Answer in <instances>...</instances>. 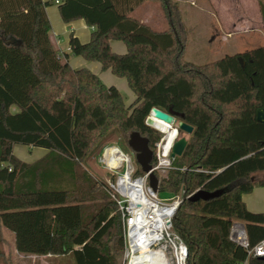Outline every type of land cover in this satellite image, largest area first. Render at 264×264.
Here are the masks:
<instances>
[{
	"label": "trees",
	"instance_id": "1",
	"mask_svg": "<svg viewBox=\"0 0 264 264\" xmlns=\"http://www.w3.org/2000/svg\"><path fill=\"white\" fill-rule=\"evenodd\" d=\"M145 1L57 5L64 23L82 20L94 29L86 43L70 35V53L124 79L134 95L126 106L115 87L87 69H72L67 57L61 61L49 39L48 3L0 0V264H10L2 229L13 234L19 254L121 264L123 222L96 176V157L112 140L130 151L137 132L148 140L153 164L163 134L145 125L152 108L192 128L173 167L156 175L158 195L183 192L171 233L187 250L186 264L244 261L245 251L229 239L233 222L244 225L249 246L264 239V213L248 211L242 201L264 188L258 177L264 174V124L256 120L264 109V45L204 65L183 63L186 29L175 0H157L168 24L161 33L129 16ZM256 2L264 27V3ZM110 41L122 42L126 53L112 52ZM15 145L46 154L26 163L13 154ZM135 169V176L143 174ZM198 191L216 195L190 201ZM104 199L109 202L96 203Z\"/></svg>",
	"mask_w": 264,
	"mask_h": 264
},
{
	"label": "rangeland",
	"instance_id": "2",
	"mask_svg": "<svg viewBox=\"0 0 264 264\" xmlns=\"http://www.w3.org/2000/svg\"><path fill=\"white\" fill-rule=\"evenodd\" d=\"M54 1L55 0L46 2L48 3V7H55L56 3ZM262 1L264 3V0ZM209 2L210 0H175V4L179 8V11L181 13L180 14L181 21L186 29V44L182 57L183 63H189L193 65H204L220 60L226 55L241 53L264 45V29L262 30L261 28H259V30L261 29L260 31L256 30L254 33H250L247 35L238 34L233 36L232 38H228L226 36L227 30H225L226 20L228 19V16L226 14H222V15L212 14L206 7L208 6ZM201 4L206 8L203 10H199ZM150 10H151V14L149 16H151V19L148 16L146 18L147 23H153L152 16L153 19L161 18L159 21L161 20L164 21L163 19L164 14L162 13L160 5L157 1H150ZM249 17L253 18L258 16L254 14L252 15L250 14ZM220 21L222 23V27L224 28H221L220 25L218 24V22ZM147 25L157 32L163 31L167 28L166 21H164V23L162 24H159L158 26H154V28L151 26V24H147ZM250 38L252 40H250ZM68 54H69V58L72 57L74 58V56H72L69 51ZM64 60L65 57L64 58L62 57V61ZM79 60L80 62L83 63V65L80 66L79 69H89L91 72L97 73V76L102 80V82H104L105 85L116 87L120 92L124 103L129 105L131 94L127 90V87L125 86L124 79L114 77L113 75L110 74L109 71H101L99 69L96 71L93 69L91 62L84 61L81 58H79ZM108 77L115 78L118 81L116 82L118 84L115 83L110 84ZM177 136L178 138H182V137L186 138V135H184V133H180L179 135H177V132H175L174 140L177 138ZM108 145H116L122 151L126 153L129 152L125 149V147H123V145L121 144V140L120 141L112 140L104 146H108ZM13 154L23 162L31 163L37 160L38 158H41L44 154H46V150L40 148L29 149L25 146L15 145L13 147ZM92 163H89L87 165H91ZM133 165L136 168L137 164L135 163V160L133 162ZM95 167L97 168L96 171L97 178L102 179L105 183L108 180L112 179L111 176L105 177L103 175V172L100 171L101 169L98 167V165ZM258 177L264 178V174L258 175ZM256 190H263V189L262 187H256ZM159 195H160L159 196L160 199L170 198L168 197V195H163V194H159ZM99 202L105 203L109 201L107 199L96 201V203ZM92 203L93 202H89L86 204L90 205ZM168 234L166 233L163 241L160 244H157L154 247H152L148 251V253L144 255H136L134 256V258H136L137 261L141 260V258L144 259L143 264H153L155 261V256L160 252L161 255L163 254L164 256H166L167 260L169 261V264L171 263L177 264L174 253L176 244L173 239L169 238ZM3 237H4V243L2 245V249L4 251V255L6 256L10 264H74L70 256L41 257V256H30V255L19 254L18 252H16L14 248L13 234L8 230L3 229ZM126 263L127 262L123 257L121 264H126Z\"/></svg>",
	"mask_w": 264,
	"mask_h": 264
},
{
	"label": "built area",
	"instance_id": "3",
	"mask_svg": "<svg viewBox=\"0 0 264 264\" xmlns=\"http://www.w3.org/2000/svg\"><path fill=\"white\" fill-rule=\"evenodd\" d=\"M162 134L161 141L155 144V160L151 164L149 172L158 177H163L173 167L174 159L170 158V152L175 140L178 138L177 136L172 145L165 151V134ZM96 162L101 170L106 171L112 177L111 180L106 182L107 192L110 200L117 205L121 214L125 252L127 251L126 255L124 252L126 264H129L132 257L128 254L132 240L143 238L152 231H158L159 233L164 231L161 240H158L156 245L160 244L165 234L169 232V238L173 239L176 244L175 258L178 256L181 259V264H186L187 250L182 241L171 233V219L182 202L183 192L176 197L160 199L158 193L154 192L148 184L149 173L135 176L134 153L132 151L126 153L116 145L104 146L100 150ZM193 195L191 194L188 197ZM229 239L246 253L245 260L236 264H248L251 258L262 259L264 257V239L252 247L249 246L242 223L233 222L231 224Z\"/></svg>",
	"mask_w": 264,
	"mask_h": 264
},
{
	"label": "crops",
	"instance_id": "4",
	"mask_svg": "<svg viewBox=\"0 0 264 264\" xmlns=\"http://www.w3.org/2000/svg\"><path fill=\"white\" fill-rule=\"evenodd\" d=\"M42 1L48 2L51 0H42ZM56 1L60 2V0H55L54 2ZM150 1H157V0H146L139 7L134 9L129 14V16L139 21L140 23L146 25L152 31H154L147 24H151V26L154 28V26H158L159 24L164 23V21L166 20H165V17H163L164 21L163 20L159 21L161 18L153 19V16H152L153 23H147L146 18L151 14ZM57 5L58 3L55 5V7H46V10H45L48 21L50 23V32H49L50 42L53 48L59 54L61 61H62V57L63 58L67 57V62L69 66L72 69H79V67L83 65V63L80 62L79 60V58L81 57L69 58V54H68V51L70 52V48L68 46L69 36L74 35L81 43H86L89 41L90 35L94 31V29L91 27H88L82 20H75L69 23H64L60 18ZM206 7L212 14H218V15L226 14L228 16V19L226 20V28H225V30H227L226 36L228 38H232L233 36L238 35V34L247 35L250 33H254L256 30L260 31L261 29L262 30L264 29L261 19H260L259 8L255 0H210L208 6ZM206 7H204L201 4L199 10H203ZM250 14L251 15L254 14L258 17L250 18L249 17ZM149 18L151 19V16H149ZM218 24L220 25L221 28H224L222 27L221 21L218 22ZM259 28L261 29L259 30ZM167 29H168V24L165 30L160 31V32H157V31H154V32L161 33V32L166 31ZM250 40L252 39L250 38ZM109 45H110V49L112 50V52H114L117 55H123L126 53V47L122 42L110 41ZM91 63H92L94 70L97 71L99 69L103 71L99 63H96V62H91ZM93 74L97 76V73H93ZM108 80L110 84L112 83L118 84L116 83L118 81L115 78L108 77ZM125 86L127 87V90L131 94V99L129 101V105H130L134 101V95L129 90L126 82H125ZM125 105L129 106L127 104ZM262 189L263 190H256V188H254L251 193L242 195V201L244 202L248 211L254 212V213H264V188ZM2 233H3V229H2Z\"/></svg>",
	"mask_w": 264,
	"mask_h": 264
},
{
	"label": "water",
	"instance_id": "5",
	"mask_svg": "<svg viewBox=\"0 0 264 264\" xmlns=\"http://www.w3.org/2000/svg\"><path fill=\"white\" fill-rule=\"evenodd\" d=\"M241 66H244V62L239 59ZM156 120L160 123L173 127V129L179 135V132L184 134H191L192 128L185 124L184 122H178L174 119L170 114L162 112L158 109L152 108L149 116L145 120V125L154 128V121ZM256 120L259 123L264 124V109H259L256 112ZM155 129V128H154ZM186 146L185 138H178L175 140L171 152L170 158L175 159V157H179L182 155ZM128 147L130 151L134 153L135 163L140 167V170L143 174H148L151 170V162L153 158V152L148 146V140L140 136L139 133L133 132L130 135V139L128 142ZM148 184L154 192L158 190V180L153 173L148 174ZM216 194H208L203 191L196 192L193 196L189 198L190 201H196L198 199L206 200L210 197L215 196ZM264 260V257H262Z\"/></svg>",
	"mask_w": 264,
	"mask_h": 264
},
{
	"label": "bare ground",
	"instance_id": "6",
	"mask_svg": "<svg viewBox=\"0 0 264 264\" xmlns=\"http://www.w3.org/2000/svg\"><path fill=\"white\" fill-rule=\"evenodd\" d=\"M153 121H154V128L165 134L166 145L164 146V150L166 151L174 142V136L176 131L171 126L165 125L156 120ZM163 233H159L158 231L156 232L152 231L149 233V235L144 236L143 238L136 239L134 241L132 240L128 249V254L132 256L130 262L133 263L129 262V264H143L144 259L141 258V260L137 261L136 258H134V256L144 255L148 253V251L152 248V246H155L157 241L161 240ZM176 261L177 264H181V259L178 256L176 257ZM153 264H169V261L167 260L166 256H164L163 254L161 255V253L159 252L155 256V261Z\"/></svg>",
	"mask_w": 264,
	"mask_h": 264
}]
</instances>
